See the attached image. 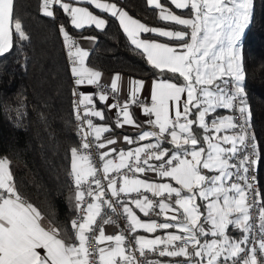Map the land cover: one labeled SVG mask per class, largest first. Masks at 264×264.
<instances>
[{"label": "snow or ice", "instance_id": "snow-or-ice-1", "mask_svg": "<svg viewBox=\"0 0 264 264\" xmlns=\"http://www.w3.org/2000/svg\"><path fill=\"white\" fill-rule=\"evenodd\" d=\"M146 3L158 10L160 21L184 30L148 26L115 0H41L43 16L55 19L59 9L76 30H103L108 23L103 17L115 18L131 45L162 75L152 81L150 105L139 101L145 87L142 80L130 81L129 98L122 104H106L110 111L117 109V128L141 127L129 111L131 104H140L148 117L144 123L151 129L122 137L126 144L137 145L134 148L110 147L117 140L102 139V134L112 131L111 126H97L92 120L105 119L94 96L106 103L109 94L78 91L85 84L101 88V72L85 65L89 52L78 46L65 25L59 26L77 86L74 108L82 133L80 145L70 149L75 218L68 231L54 222L51 213L46 217L21 195L12 161L0 156V264H152L146 252L183 258L169 264H264V198L250 171L258 163L259 150L255 134L249 131L252 113L242 52L255 0ZM148 34L176 43L158 42ZM28 39L15 13V0H0V57L10 53L17 40ZM165 72L171 77L165 79ZM172 77L182 78L183 83L173 82ZM120 81L119 74L112 78V93L120 91ZM219 109L238 112L241 119L217 115L209 120ZM194 126L203 130L202 137ZM93 149L99 150V167ZM149 173L159 179H150ZM256 205H260L259 229L253 235L250 209ZM134 209L163 220L144 221ZM113 216L126 221L127 235L106 234L104 226L116 223ZM230 226L241 235H231ZM141 229L164 234L147 238L137 234ZM90 244L95 247L90 249Z\"/></svg>", "mask_w": 264, "mask_h": 264}, {"label": "trees", "instance_id": "trees-1", "mask_svg": "<svg viewBox=\"0 0 264 264\" xmlns=\"http://www.w3.org/2000/svg\"><path fill=\"white\" fill-rule=\"evenodd\" d=\"M116 1L148 26L183 29L160 21L158 10L149 7L146 0ZM40 3L41 0H15V13L29 39L17 40L13 50L0 57V156L12 161V172L21 195L46 217L51 213L57 225L70 231L74 187L68 174L70 149L77 139L72 120L71 68L59 26L65 25L70 34L77 37L88 34L96 37L86 61L91 68L122 73L137 80L159 78L162 74L131 45L115 18L106 15L108 23L103 30L94 27L76 30L59 9L55 19L43 16ZM242 52L248 70L251 121L260 146V186L264 198V72L261 71L264 66V0H255L254 19L245 32ZM163 76L167 79L171 74L165 72ZM172 79L183 82L182 78Z\"/></svg>", "mask_w": 264, "mask_h": 264}, {"label": "crops", "instance_id": "crops-1", "mask_svg": "<svg viewBox=\"0 0 264 264\" xmlns=\"http://www.w3.org/2000/svg\"><path fill=\"white\" fill-rule=\"evenodd\" d=\"M115 2H117V1L115 0ZM162 2L166 3L167 0H162ZM170 7H173V10L176 11L177 14L187 15V13H180V12H178L176 9H174V6H170ZM124 10H126V9H124ZM126 11L129 13V15H131L132 17L138 19L137 17H135L134 15H132L128 10H126ZM103 18L107 19L106 15ZM138 20H140V19H138ZM156 27H166V26H156ZM168 28H171V27H168ZM176 30H183V29H179L178 28ZM188 31H190V30H188ZM83 37H95V36L94 35H91V34H88V35H82V36H79L78 37V39H79V47H81L84 50H86V51L89 52L91 50V48L96 43V37H95V40L83 39ZM142 38H148V37H144L143 36ZM151 39L157 40L158 42H166V43H171V44L176 43L175 41H168V40H165V39H162V38H156V37H151ZM86 61H87V58L85 60V65L87 67L91 68L90 66H88V64L86 63ZM91 69L96 70L94 68H91ZM96 71H99V70H96ZM99 72H101V78H100V80H103V81H106V82H109V83H111L112 78L116 74H119L120 75L121 81H120V91L119 92H120V94L122 96H125V95L129 94V90H130V87H131L130 81L131 80H137L136 78H134L132 76H128V75H125V74H122V73H109V72H102V71H99ZM155 79H157V78H149V79H146V80H142V81L145 82V87L139 93L140 96L145 97V98H150V87H151L152 81L155 80ZM173 82H175V81H173ZM176 83H179V82H176ZM182 83L183 82H180L179 84H182ZM82 90L85 93H98L92 87V85H87V84H85V85L82 86ZM94 102L96 103L98 110H103L104 116H105V119L104 120H100L99 118H97L96 121L94 122V124L97 125V126H111V128H112V131H110L108 133L102 134V139H105V138H115L117 140V143L115 145H111L110 147H115L118 150L119 149L128 150V149H130V145L126 144L123 141V139H122L123 136H125V135L129 136L132 133H135V134L138 135V133L141 130H151L150 127L146 123H144L148 119V117H146L143 114V111L140 108H137V109L136 108H133V107H130L129 108V111L131 112L134 120H136L137 124L141 126L140 128H137V127L132 126V125H124L123 128H117V127H115V121L116 120L113 118V109L110 111L107 108V106H106V104H111L110 99H108V101L105 103V102H100L99 99H98V96H94ZM217 115H230V112L228 110L219 109V110H217V113H214L213 116L208 117V119L211 120L213 117H215ZM152 119H154V117H152ZM115 128H117L119 130H115ZM194 130L196 131V133L199 136L202 137L204 135V132H203L202 129H199L198 127L194 126ZM145 142H147V141H145ZM141 143H144V142H141ZM166 147H171V145L166 144ZM148 176H149L150 179H157V180L159 179L158 177H154V175L152 173H149ZM200 203H204V202L201 201ZM135 211L137 212V215L142 220H144V221H147L149 219H152L150 217L143 216V214L142 213H139L138 210H135ZM161 220H163V217H161ZM104 227H105L106 234H116V232L114 231V227H113L112 224L105 225ZM169 231H175V229H171ZM229 233L231 235H234V236H237V237H239L241 235L240 232H238L235 228H232L231 226L229 228ZM137 234L144 235L147 238H152L154 235H163L164 233L158 231L155 234H150V233L144 232V230L141 229V230H138V233ZM178 259H183V258H169V257H164L161 262H163V264H169L170 261H175V260H178Z\"/></svg>", "mask_w": 264, "mask_h": 264}, {"label": "built area", "instance_id": "built-area-1", "mask_svg": "<svg viewBox=\"0 0 264 264\" xmlns=\"http://www.w3.org/2000/svg\"><path fill=\"white\" fill-rule=\"evenodd\" d=\"M67 19H68V17H67ZM68 22H69V19H68ZM72 36L77 41V44L79 46V39H78V37L77 36H74V35H72ZM65 54H66L67 62L69 64L70 68H71L72 67V64H71L70 58L68 56V50H67L66 47H65ZM74 80H75V78L71 74V83H72V93H71L72 120H73L75 134H76V139H77V142H76V144L73 147H78L80 145V143H81L82 133L79 132L80 122L77 121V119H76V111H75V108H74V101L77 100V96L73 95V89L77 87L74 84ZM110 84L111 83H109V82L100 80V85L102 86L101 88L98 89L95 85H92V87L97 92H99L101 90H103L104 92H107L109 94V99H110L111 104L117 103V101H119L122 104L124 100H127L129 98V94H127L125 96H122L120 94V92H118V93H112L111 92V89H110ZM82 86H79L78 87V91L79 92H83ZM139 101H142L144 104H148V105H150V103H151L150 98H145V97H142L140 95H139ZM247 102H248V99H247ZM95 107L97 108L96 103H95ZM130 107H133V108H136V109L137 108L142 109V107L140 106V104H131ZM82 111H83V109H81V112ZM230 115H234L235 118L238 121L241 119L238 112H230ZM113 118L115 120L117 119V109H113ZM96 119H97V117H92L93 123L96 121ZM249 131L251 133H254L252 121H251V127H250ZM129 136L130 137H136L137 134L132 133ZM89 141L90 142L92 141V137L91 136L89 137ZM256 143L258 145V150H259L260 146H259V141H258L257 138H256ZM136 146L137 145L133 144V145H130V148H134ZM165 147H166V145H165ZM248 151H250V149H248ZM98 152H99V150H97V149H93L91 151L92 158H93L94 162L96 163L97 167L100 166V162H99V159H98ZM253 159H256V157L253 156ZM69 171H70V169H69ZM250 171L252 172V174H254L256 176V181L254 182V185H255V188L261 193L259 160H258V163ZM68 178H69L70 182L72 183V177L69 174H68ZM104 183L106 184L107 182L104 181ZM73 187H74V185H73ZM148 195H149L150 198H152L150 194H148ZM154 199H158V198H154ZM248 203L249 204H252L253 203V196L252 195H249V197H248ZM259 207H260V205H256L255 207H253L252 209H250V212H251V222L254 225L253 235H256L257 232H258V229H259V220L257 219ZM105 211H107V209H105ZM149 217L152 218L153 220H161V217H157L155 215V213H152ZM73 218H75V215H73L72 219ZM113 219L116 220V223L112 224L113 227H114V231L116 233L123 231V232H125V235H127V232H126V221L122 217L121 218H117L116 216H113ZM94 247H95L94 244H90L89 245V248L90 249H92ZM145 255H146L147 259L152 262V264H160V262L164 258V257L158 256V254L153 253V252H146ZM137 258L138 259H142L141 257H139V254H137Z\"/></svg>", "mask_w": 264, "mask_h": 264}]
</instances>
